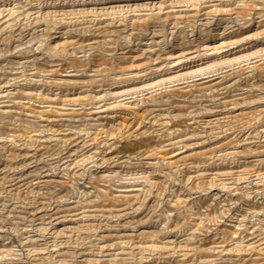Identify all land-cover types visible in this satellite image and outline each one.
<instances>
[{
  "label": "rangeland",
  "instance_id": "rangeland-1",
  "mask_svg": "<svg viewBox=\"0 0 264 264\" xmlns=\"http://www.w3.org/2000/svg\"><path fill=\"white\" fill-rule=\"evenodd\" d=\"M0 13V264H264V0Z\"/></svg>",
  "mask_w": 264,
  "mask_h": 264
},
{
  "label": "bare ground",
  "instance_id": "bare-ground-1",
  "mask_svg": "<svg viewBox=\"0 0 264 264\" xmlns=\"http://www.w3.org/2000/svg\"><path fill=\"white\" fill-rule=\"evenodd\" d=\"M3 1V0H2ZM122 6V5H121ZM25 7V6H24ZM245 7H247V6H245ZM116 8V7H115ZM13 9V8H12ZM244 9V8H243ZM88 10V9H87ZM86 11V10H85ZM108 11V10H107ZM16 12V11H15ZM12 13V12H11ZM1 14V13H0ZM9 15V14H8ZM101 15V14H100ZM160 15V14H159ZM2 16V15H1ZM103 16V15H102ZM7 17V16H6ZM262 17H264V15L262 16ZM7 19V18H6ZM11 21H12V19H11ZM99 22V21H98ZM9 23V22H8ZM12 24V23H11ZM185 57V56H184ZM264 68V67H263ZM207 77V76H206ZM28 88V87H27ZM27 93V92H26ZM32 94H33V92H31ZM21 94V93H20ZM35 95V94H34ZM126 96V95H125ZM6 97V96H5ZM11 111V110H10ZM10 111H8V112H10ZM217 120V119H216ZM222 121V120H221ZM210 122V121H209ZM212 122V121H211ZM174 133V132H173ZM175 134V133H174ZM68 156V155H67ZM67 159V158H66ZM71 160V159H70ZM196 164V163H195ZM252 164V163H251ZM14 182V181H13ZM47 184V183H46ZM42 187V186H41Z\"/></svg>",
  "mask_w": 264,
  "mask_h": 264
}]
</instances>
